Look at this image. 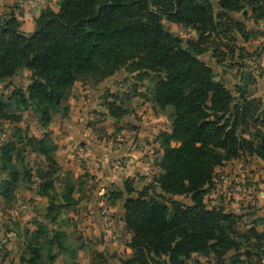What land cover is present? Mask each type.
<instances>
[{
  "label": "trees",
  "instance_id": "obj_1",
  "mask_svg": "<svg viewBox=\"0 0 264 264\" xmlns=\"http://www.w3.org/2000/svg\"><path fill=\"white\" fill-rule=\"evenodd\" d=\"M217 6L224 14L249 8L255 21L264 20V0H60L58 10L42 9L32 33L21 29L14 14L0 15V81L22 70L29 72L27 89L16 88L11 98L24 110L35 107L44 129L41 138L22 134L18 142L2 148L1 170L7 178L0 184V196L14 201L23 179L18 159L24 161L21 151L32 147L50 161L49 170L37 168L32 175L26 171L38 194L49 199L47 220L56 223L62 213L77 207L80 186L70 174L55 175L52 153L57 144L49 132L53 110L62 106L77 82L96 84L126 66L132 72H156L154 100L162 109L175 110L173 130L159 136L162 173L141 190L127 179L124 189L112 190L108 198L115 205L127 196L124 222L133 235L129 243L133 256L125 264H187L194 255L214 264H264V229L240 234L234 213L209 208L205 200L216 169L241 152L264 162L262 101L246 98L240 88L238 99L199 58L205 51L203 39L219 29ZM164 20L193 27L200 40L185 43ZM7 108L0 102V121L10 119ZM108 110L116 119L128 113L117 99L108 102ZM253 128L255 137L246 138ZM157 188L171 197L191 195L193 204L173 198L163 201ZM51 233L50 237L39 224L32 235L39 246L28 264L56 261L52 246L60 244L61 235ZM43 237L47 246L40 242ZM242 237L254 239L255 250L242 251Z\"/></svg>",
  "mask_w": 264,
  "mask_h": 264
},
{
  "label": "rangeland",
  "instance_id": "obj_2",
  "mask_svg": "<svg viewBox=\"0 0 264 264\" xmlns=\"http://www.w3.org/2000/svg\"><path fill=\"white\" fill-rule=\"evenodd\" d=\"M59 1L0 0V15L14 14L22 23L21 29L32 33L42 9L58 10ZM215 12L219 29L203 39L201 47L205 51L199 58L213 69L216 80L238 99L239 88L246 98H259L264 112V20L255 21L249 8L224 14L217 6ZM163 23L185 43L200 40L199 33L191 26L168 20ZM157 74L132 72L126 66L104 81L77 82L68 91L62 106L52 112L49 132L57 144L52 162H56L57 177L70 174L80 186L76 196L82 197L81 203L62 213L58 222H49L45 217L49 199L38 194L36 183L26 171L32 175L37 168L49 170L50 161L32 147L21 151L24 161L18 159L17 164L23 179L14 201L7 202L0 196V264H28L39 246L32 237L39 224L49 231L50 237L52 230L61 235L60 244L52 246L57 256L53 264H125L132 258L129 243L133 235L124 222L127 196L115 205L108 198L112 190H123L127 179H133L136 188L141 190L162 173L159 160L163 149L159 136L161 132L173 130L175 110L171 106L162 109L156 104ZM29 77V72L22 70L0 81V102L8 105L11 116L0 121V152L7 143L18 142L22 134L31 138L43 135L35 107L24 110L11 98L16 88L27 89ZM116 99L128 111L122 119L112 117L108 110V102ZM16 117L20 118L19 123ZM255 131L251 129L252 134L245 137L254 138ZM1 168L0 159V184L7 178ZM208 188L205 194L208 207L234 213L240 234H246L250 228L264 229V162L261 159L241 152L238 158L216 169ZM156 194L163 201L173 198L185 205L193 204L191 195L171 197L160 188ZM45 240L43 237L41 244ZM241 240L242 251L255 250L254 239L249 242L242 237ZM41 253L47 259V249ZM196 261L214 264L198 255L187 264H196Z\"/></svg>",
  "mask_w": 264,
  "mask_h": 264
},
{
  "label": "crops",
  "instance_id": "obj_3",
  "mask_svg": "<svg viewBox=\"0 0 264 264\" xmlns=\"http://www.w3.org/2000/svg\"><path fill=\"white\" fill-rule=\"evenodd\" d=\"M102 161V160H101ZM125 214V213H124Z\"/></svg>",
  "mask_w": 264,
  "mask_h": 264
}]
</instances>
